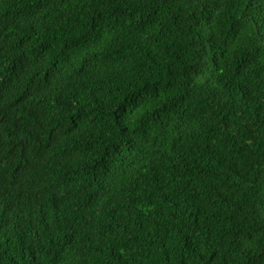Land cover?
<instances>
[{
  "label": "trees",
  "instance_id": "1",
  "mask_svg": "<svg viewBox=\"0 0 264 264\" xmlns=\"http://www.w3.org/2000/svg\"><path fill=\"white\" fill-rule=\"evenodd\" d=\"M0 264H264V0H0Z\"/></svg>",
  "mask_w": 264,
  "mask_h": 264
}]
</instances>
